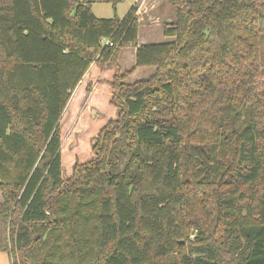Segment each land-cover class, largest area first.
I'll list each match as a JSON object with an SVG mask.
<instances>
[{
	"label": "trees",
	"instance_id": "obj_1",
	"mask_svg": "<svg viewBox=\"0 0 264 264\" xmlns=\"http://www.w3.org/2000/svg\"><path fill=\"white\" fill-rule=\"evenodd\" d=\"M170 3V41L139 44L135 4L0 0L9 264H264V0ZM91 66L117 116L64 179L59 122ZM138 68L155 72L127 83Z\"/></svg>",
	"mask_w": 264,
	"mask_h": 264
},
{
	"label": "rangeland",
	"instance_id": "obj_2",
	"mask_svg": "<svg viewBox=\"0 0 264 264\" xmlns=\"http://www.w3.org/2000/svg\"><path fill=\"white\" fill-rule=\"evenodd\" d=\"M91 2L94 14L103 19L118 17L122 19L134 0H122L115 8L106 0H79ZM171 0H137L136 15L139 20V39L147 43H165L170 41L163 36V27L171 23L173 9ZM133 50V49H132ZM131 49H125L119 57L122 71L132 69ZM90 81L82 84L71 93V97L60 119L61 156L63 178L68 179L75 164H84L93 158L92 146L99 131L110 121L116 119L117 109L110 104V81L112 71L94 69ZM155 72L154 68H138L130 75L127 83L145 80ZM101 74V75H99ZM96 88V90H95ZM0 264H9L6 253L0 252Z\"/></svg>",
	"mask_w": 264,
	"mask_h": 264
},
{
	"label": "crops",
	"instance_id": "obj_3",
	"mask_svg": "<svg viewBox=\"0 0 264 264\" xmlns=\"http://www.w3.org/2000/svg\"><path fill=\"white\" fill-rule=\"evenodd\" d=\"M136 1L137 0H134V2H133V4H132V6L136 3ZM91 9H92V7H91ZM93 12V11H92ZM93 14H94V12H93ZM95 15V14H94ZM96 16V15H95ZM97 17V16H96ZM99 18V17H98ZM148 41H146V39H139V37H138V43L139 44H146ZM132 50V49H131ZM132 52V54H130V56H131V59L134 61V64H133V67H134V65H135V52H134V50H132L131 51ZM121 54V53H120ZM119 57H120V55H119ZM118 64H119V58H118ZM119 67H120V65H119ZM132 67V68H133ZM94 69H97V68H95L94 66H91L90 68H89V70L87 71V73L83 76V78H82V80L80 81V83L78 84L79 85V88H82L81 87V85L82 84H85V82H89L90 81V74H92V73H94L93 71H94ZM120 69H121V67H120ZM122 70V69H121ZM137 70V69H136ZM136 70L134 71V73L133 74H135V72H136ZM106 72V71H105ZM132 74V75H133ZM99 75H101V74H99ZM78 85H77V87H78ZM76 87V88H77ZM75 88V89H76ZM95 90H96V88H95Z\"/></svg>",
	"mask_w": 264,
	"mask_h": 264
},
{
	"label": "built area",
	"instance_id": "obj_4",
	"mask_svg": "<svg viewBox=\"0 0 264 264\" xmlns=\"http://www.w3.org/2000/svg\"><path fill=\"white\" fill-rule=\"evenodd\" d=\"M139 20L141 21V19ZM105 44H108L109 46H111V43H109L108 41H106Z\"/></svg>",
	"mask_w": 264,
	"mask_h": 264
}]
</instances>
